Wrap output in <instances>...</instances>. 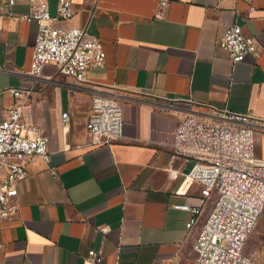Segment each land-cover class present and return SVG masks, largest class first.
Listing matches in <instances>:
<instances>
[{"label": "crops", "instance_id": "crops-1", "mask_svg": "<svg viewBox=\"0 0 264 264\" xmlns=\"http://www.w3.org/2000/svg\"><path fill=\"white\" fill-rule=\"evenodd\" d=\"M72 1L67 23L87 27L107 52L88 83L53 64L29 74L37 22L0 19V117L18 101L11 88L30 89L25 119L50 136L52 154L51 164L30 161L19 216L0 219V264H200L191 212L175 205L199 204L202 186L185 178L191 162L173 155L174 132L190 111H211L189 98L264 119V0ZM49 2L56 13L58 0ZM29 5L16 0L11 10ZM235 22L258 37V55L234 62L218 44ZM94 92L122 100L124 134L108 144L89 142ZM256 142L264 157L263 129ZM90 249L100 263L88 259Z\"/></svg>", "mask_w": 264, "mask_h": 264}, {"label": "built area", "instance_id": "built-area-1", "mask_svg": "<svg viewBox=\"0 0 264 264\" xmlns=\"http://www.w3.org/2000/svg\"><path fill=\"white\" fill-rule=\"evenodd\" d=\"M15 1L0 0V19L15 17L38 24L29 74L40 76L46 64H53L60 73L88 83L89 69L105 65L107 52L102 39L87 27L67 23L75 12L72 0H58L56 13H52L49 0H29L26 12L14 13L11 6ZM256 8L250 6L251 10ZM218 44L234 62L260 52L258 37L245 34L238 22L225 29ZM10 91L18 101L9 105L5 116L0 117V219L19 216L18 184L29 174L30 161L37 156L49 164L52 161L50 136L25 119L24 102L31 90L14 87ZM164 98L170 102L180 100ZM187 101L192 106L211 109L192 110L185 115L173 140V155L191 162L186 180L202 186L199 204L175 205L191 212L187 227L190 232L196 229V260L200 264H264V246L259 261L245 252L250 235L264 222V157L256 151V136L260 129L264 130V119L250 112L215 109L192 98ZM86 128L92 145L121 138L122 100L114 94L94 92ZM50 168L58 175L55 167ZM207 203L210 208L201 221ZM88 259L100 263L102 255L90 249Z\"/></svg>", "mask_w": 264, "mask_h": 264}, {"label": "rangeland", "instance_id": "rangeland-1", "mask_svg": "<svg viewBox=\"0 0 264 264\" xmlns=\"http://www.w3.org/2000/svg\"><path fill=\"white\" fill-rule=\"evenodd\" d=\"M264 246V222H260L257 227L254 229L252 234L250 235L246 246H245V252L254 257L257 258L258 261L261 258V250Z\"/></svg>", "mask_w": 264, "mask_h": 264}]
</instances>
